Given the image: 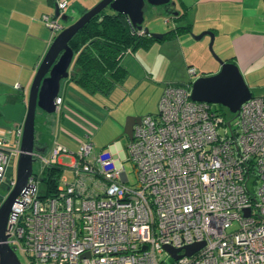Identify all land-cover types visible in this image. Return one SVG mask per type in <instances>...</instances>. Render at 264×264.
<instances>
[{"label": "built area", "instance_id": "1", "mask_svg": "<svg viewBox=\"0 0 264 264\" xmlns=\"http://www.w3.org/2000/svg\"><path fill=\"white\" fill-rule=\"evenodd\" d=\"M56 9L63 15L66 2ZM41 22L53 38L63 29L53 16ZM190 83L166 85L156 114L133 127L123 157L131 185L106 154L85 160L88 136L74 155L54 143L47 158L36 156L40 171L59 165L72 180L61 177L58 193L41 200L36 174L27 179L4 233L20 264H166L164 246L179 250L173 264H264V96L244 102L227 127L210 105L190 100ZM11 133L15 148L0 139V205L15 183L20 126ZM196 243L203 247L185 256Z\"/></svg>", "mask_w": 264, "mask_h": 264}, {"label": "crops", "instance_id": "2", "mask_svg": "<svg viewBox=\"0 0 264 264\" xmlns=\"http://www.w3.org/2000/svg\"><path fill=\"white\" fill-rule=\"evenodd\" d=\"M61 1L66 2L63 16L66 21L70 20L69 24H71L74 19H78L101 0H0V106L13 105L26 100L38 65L53 40L51 33L41 22V17L44 15L53 16L56 4ZM179 4V7H176V4L174 7L176 15L170 16V18L172 21L182 23L181 27H187L189 31L168 40V43L159 44L162 46L172 44L177 52H180L186 70L189 68L200 70L201 74L196 78L205 77L216 73L219 69L218 64L209 59L206 41L202 40L201 43H197L196 57L185 56L182 47L185 45L187 48L191 47L189 34L196 36L200 33L210 32L214 51L218 58L224 62L231 59L243 77L248 90L251 89L255 92V95L251 94L252 96H264V21L262 20L264 0H194L190 6H185L181 2ZM181 14L183 15L180 16ZM188 14H192L191 22H186ZM183 22L186 23L183 24ZM203 37L208 40L206 35L202 36L200 40ZM131 62L130 68L137 71L134 83H129L128 86L123 83L126 74L124 80L113 86L107 95L95 93L105 97L107 102L103 104L104 106L96 105L95 101L100 104L101 101L96 99L94 94H87L81 90L69 78L60 82L58 97L61 99V103L55 117L38 115V118L42 119L39 127H35L34 120V145L43 158L48 157L50 148L55 142L52 137L51 124L55 132L61 131L58 127L63 126V117L72 115L73 119L81 124L85 131L82 140L77 142L79 146L84 137L88 136L92 143V150L96 148L99 151L95 156L104 153L111 159L113 165H120L128 143L127 139L125 144L119 139V136L122 135L123 119L127 117L141 119L152 115L141 116V113L146 111L140 112L130 106L119 109L120 102L117 101H122L123 98L129 96L133 84L150 85L153 83L151 75L147 73L146 65L135 59ZM16 84L19 85V89H14ZM166 85L182 87L187 84L177 82ZM164 87H158V100ZM126 88H130V90H126ZM68 98L75 100L74 103L79 105L86 114L83 112L85 115H82L81 112L73 108H65L64 104ZM0 117L5 120L1 115ZM109 118L111 123L107 128L109 127L111 135L108 134L107 128H101L102 125H100L97 130L95 125V123H101L99 121L106 123ZM54 120L55 123H53ZM5 122L12 123L8 120ZM15 127L16 124L12 123L10 131H0V139L9 148H15L14 136L11 133ZM94 133L96 135L92 138Z\"/></svg>", "mask_w": 264, "mask_h": 264}, {"label": "water", "instance_id": "3", "mask_svg": "<svg viewBox=\"0 0 264 264\" xmlns=\"http://www.w3.org/2000/svg\"><path fill=\"white\" fill-rule=\"evenodd\" d=\"M163 6L170 16H175V2L171 0H101L91 9L84 12L77 20L63 28L52 40L45 55L43 56L30 84L25 101L13 105L0 106V115L21 129L19 139L18 155L15 163V183L8 192L6 198L0 205V264H20L15 253L5 243L4 235L6 220L12 204L16 197L21 195L25 188L27 179L32 175V164L35 159L33 155L37 152L34 146V120L38 109L44 114L55 112L54 100L58 96L60 82L72 77L69 72L73 62V53L68 47V42L89 20L104 9L121 14L126 17L128 23L137 33L160 40L162 34L149 33L142 27L143 7ZM53 17L61 22H66L63 15L59 16L54 9ZM209 37L208 50L217 62L219 69L216 73L205 77H198L190 83L189 98L193 102L218 105L225 108L228 113L236 116L239 107L251 98V93L245 85L242 76L234 64L219 60L211 50L212 34L210 32L200 33L194 39L202 36ZM140 118L127 117L122 129L123 136L131 141L132 130L138 125ZM229 126V122L226 123ZM245 215L248 210L243 211ZM203 243H196L182 248L185 256H190L202 247ZM163 250L169 254L172 260L179 258L176 254L178 249L164 246Z\"/></svg>", "mask_w": 264, "mask_h": 264}, {"label": "rangeland", "instance_id": "4", "mask_svg": "<svg viewBox=\"0 0 264 264\" xmlns=\"http://www.w3.org/2000/svg\"><path fill=\"white\" fill-rule=\"evenodd\" d=\"M171 1H174L176 4V7H179V5H180L179 2L184 3L185 6H190L194 0H171ZM176 9L179 10V8H176ZM142 11H143L142 26H143V28L147 29L149 33H154V34H162L163 33L164 34L166 32L173 30L174 28H176L178 26L179 27L182 26L181 25L182 23H178V21H172V18H170V16L165 15V13H164L165 8L163 6H149V5L145 4ZM192 19H193L192 14H190V15L188 14L186 22H191ZM75 20H77V19H74V21ZM59 22L62 25V27L65 28V27L69 26V23L71 21L68 20L66 22H61V21H59ZM186 22H183V24H185ZM189 36H190L189 44L191 47L187 48L186 45L182 47V51H183L185 56L196 57L197 56V51L195 50L197 47L196 45H198L197 43H201V41L203 40V41H206L205 42L206 50L208 52L210 61H212L213 63H217L215 61V59L212 57V54L208 50L209 37H208V40H206L205 37H203L201 40L200 39L195 40L194 37H196L197 35L195 36V35L189 34ZM168 42L169 41H166V42L164 41V43H168ZM159 43H162V42H159ZM159 43H157V42L151 43L146 48L142 47V46H137L136 48H134L133 51H130L129 53H126L122 56V58L120 60V65L127 72L126 79L123 82L125 85L128 86L129 83H134L135 78H137L136 69L133 70V68L132 69L130 68V66H131L130 63H132L131 61L133 59L140 61L143 65L147 66V68H148L147 73L151 75V80L153 83L150 85L145 84V83L133 84V87L131 89L129 96L127 98H123L122 101H117V102H120L119 109L120 108L122 109L125 106H130L131 108L137 109L140 112L146 111L145 113H141V116H145L147 114L155 115V113L157 111L156 104H157V100H158V91L157 90L161 86L164 87L166 84H174L177 82L181 83V84L182 83L188 84L189 82H193L196 79L197 75L201 74L200 70H195L196 74L192 77H189V75L187 74L186 65H185V63H183L182 57L180 56V52H177V49L174 48V46H172V44H164L162 46V44H159ZM211 50H212V53L214 54V56L216 58H218V56L216 55V53L214 51L213 43L211 44ZM71 67L72 66L70 65L69 70L71 69ZM242 79H243V77H242ZM243 81H244V79H243ZM244 83H245V81H244ZM245 85H246V83H245ZM127 86H125V87H127ZM126 90H130V88L129 89L126 88ZM250 91H251L252 95H255V92L253 90L250 89ZM94 95H95L96 99H99V101H101V104L96 102V101H95V104L98 106L99 105L104 106L103 104H105V102H107V100H105V97L101 96L99 94H94ZM252 95H251V97H254ZM74 101L75 100H71L70 98H68L65 101L64 107L67 109H72V108L76 109L79 112H81V114L83 115L85 113V111H83V109H81V107L79 105L75 104ZM210 106H211L212 110H216V109L218 110L217 106H215V105H210ZM57 111H55L53 114H49V115H51L52 117H55ZM219 112L222 113L225 121L228 122V121H231L233 119V115L228 113V111L225 108H222V110H219ZM38 115H42L43 117H49L48 114H44L43 112H41L37 109L36 113H35V127H39L40 124L42 123V119H39ZM125 120H126V118L123 119V126H124ZM99 122H101V123H95V125L97 126V130H98V127L100 125H102L101 128H107L108 124L111 123V119L110 118L107 119L106 123H104V121H99ZM53 123H55V120L53 121ZM62 125L63 126L60 125L61 127H58V129H61V131L57 130V132H55L52 129V124H51L50 128L52 130L53 141H55L54 142L55 144L62 146L68 152H70L74 155L77 152V149L79 147V144L77 142L82 140V136L84 135L83 132H85V131L83 129V126L81 124L77 123V121L73 119L72 115L69 117L64 116ZM11 127H12V123L5 122V120H3L0 117V131H4V132L7 131L8 132V131H10ZM107 129L109 131L108 134L111 135V131H110L109 127ZM122 129H123V127H122ZM218 132L221 135L222 132H224V129L220 128ZM86 134H87V132H86ZM6 135L9 137V135L7 133H6ZM94 135H96V134L95 133L92 134V138L95 137ZM118 135H119V133H118ZM119 137L118 138L122 141V143L125 144L126 137L123 136V134ZM10 138H11V136H10ZM34 146L36 147V145H34ZM37 152H38V150H37ZM97 152H99V151H97L96 148H93L90 155L87 158H85V160L87 162L88 161L90 162ZM37 155H40V154L35 153L33 155V158L35 159V161L32 164V172H33V174H36V175H38L40 172L38 162L36 160ZM73 155L68 156V157H60L58 160L60 161L61 165L68 166L70 159H71V157H73ZM120 166L123 167L124 172L127 176L128 185L133 184L134 183V177H133L132 167H131L130 163L128 161H122L120 163ZM69 171L70 170L68 168H63V171L61 174V177L66 178V181H67L66 183H69L72 180V174ZM36 189H37V192L42 190V187L39 183H37ZM96 192L101 195V193H99L98 189H96ZM1 193L3 195L6 192L4 190H1ZM236 228H237V225L234 222L232 224V226L227 228L226 232L234 231ZM202 247H203V245H202ZM162 260H165L166 264H173V260L166 254L162 255Z\"/></svg>", "mask_w": 264, "mask_h": 264}, {"label": "trees", "instance_id": "5", "mask_svg": "<svg viewBox=\"0 0 264 264\" xmlns=\"http://www.w3.org/2000/svg\"><path fill=\"white\" fill-rule=\"evenodd\" d=\"M165 15L170 16L167 11ZM187 31V27H176L162 34L160 40H154L138 35L125 16L106 8L93 16L68 42V47L73 53V76L69 80L87 94L107 95L127 74L120 65L126 50L133 51L137 46L146 48L151 43L168 41ZM227 62L233 64L231 59ZM215 106L218 110L213 111L222 118L223 125H226L227 121L219 112L223 107ZM62 171L63 168L59 165H49L36 175L42 187L38 192L39 199L52 198L58 193Z\"/></svg>", "mask_w": 264, "mask_h": 264}, {"label": "flooded vegetation", "instance_id": "6", "mask_svg": "<svg viewBox=\"0 0 264 264\" xmlns=\"http://www.w3.org/2000/svg\"><path fill=\"white\" fill-rule=\"evenodd\" d=\"M16 126H18V125H16Z\"/></svg>", "mask_w": 264, "mask_h": 264}]
</instances>
